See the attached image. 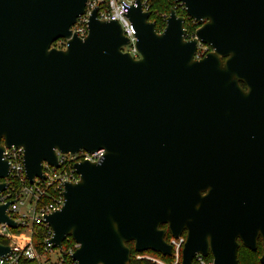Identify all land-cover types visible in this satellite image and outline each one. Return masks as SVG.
Segmentation results:
<instances>
[{"label":"water","instance_id":"water-1","mask_svg":"<svg viewBox=\"0 0 264 264\" xmlns=\"http://www.w3.org/2000/svg\"><path fill=\"white\" fill-rule=\"evenodd\" d=\"M89 1L0 0V194L7 148L24 149L31 184L44 163L61 168L58 152L104 150L75 164L78 181L46 217L49 243L77 244L76 264H133L132 243L173 257L163 226L186 234L181 264H239L240 247L260 241L264 264V0H180L201 24L193 39L175 10L159 33L138 0L139 58L98 9L85 38L72 31ZM11 205L0 203V224L17 228Z\"/></svg>","mask_w":264,"mask_h":264},{"label":"built area","instance_id":"built-area-1","mask_svg":"<svg viewBox=\"0 0 264 264\" xmlns=\"http://www.w3.org/2000/svg\"><path fill=\"white\" fill-rule=\"evenodd\" d=\"M136 1L138 0H90L86 13L77 20V23L72 27V31L78 34L79 37L85 38L89 31L90 16L93 10L98 9V17L101 21H118L121 24L125 36L129 39V45L124 47L123 51L131 53L135 58H139L136 47L137 32L128 18V13ZM141 1L144 10L150 11V0ZM173 2L175 5L172 10L178 13V9H180L186 13V8L180 0H173ZM161 16L164 18L166 27L170 13L162 14ZM185 18L186 20L190 19L187 13ZM62 41L65 43V49L67 40L62 39ZM198 57L200 56L198 55ZM104 154V150L95 153L82 151L77 155L58 152L61 168L57 169L44 163L45 178L43 180L36 178L35 182L31 184L25 171L24 149L17 147L6 149L5 158L11 166V172L6 180L8 188L0 194V203L7 204L12 202L8 214L17 223V228H11L8 224H0V241L11 249L10 253L4 256L0 255V264H70L69 260L76 264L72 260V255L78 247L77 244L75 243V248L72 249L64 248L63 243V247L60 249L49 243V240L53 237V232L46 223V217L61 209L64 205L63 192L65 184L78 181L79 176L76 172L75 164L84 160L98 162L103 159ZM36 226L45 228L44 238L39 244L40 249L35 243V237L37 236ZM57 253L58 257L56 260H52L50 256ZM136 258L138 260L147 259L154 263L160 261L148 256V254H138ZM208 258L197 255L193 264H214L213 257L212 259Z\"/></svg>","mask_w":264,"mask_h":264},{"label":"trees","instance_id":"trees-1","mask_svg":"<svg viewBox=\"0 0 264 264\" xmlns=\"http://www.w3.org/2000/svg\"><path fill=\"white\" fill-rule=\"evenodd\" d=\"M174 5L175 3L173 2V0H150L149 2L150 11L149 12H151L152 14L151 19L152 21L156 23V28L159 33H161L165 28L164 18H162L161 15L169 14L171 10L173 9ZM178 13L179 15H183L184 17L186 16V13L180 9H178ZM200 26L201 24H197L193 20L187 19L186 20L187 38L188 39L193 38L196 34V31L198 30ZM36 230H37V236L35 237V243L36 245H38L37 247L40 249L39 244L44 238L45 228L36 226ZM170 238H171V235L169 234V232H167L166 239L169 240ZM130 246L132 248V263L133 264H155L154 262L147 260V259L138 260L136 258L138 253L134 250L133 243L130 244ZM64 248H72V249L75 248V242L73 241L72 238H69L64 242ZM143 254L157 256L161 258L162 260H165L168 262L174 261V257H164L161 254L153 252V251L145 252ZM262 254H263V245L261 241L259 243V247L256 252H253L242 245L238 252L239 264H262L260 261ZM208 259H212V256H209ZM69 262L70 264H74L70 260Z\"/></svg>","mask_w":264,"mask_h":264},{"label":"rangeland","instance_id":"rangeland-1","mask_svg":"<svg viewBox=\"0 0 264 264\" xmlns=\"http://www.w3.org/2000/svg\"><path fill=\"white\" fill-rule=\"evenodd\" d=\"M52 47H55L57 49H64L65 43H64V41L60 40L56 44H54ZM207 53H209L208 47L205 45H201L199 47L198 55L200 57H204ZM167 241L174 246V255H173L174 261L168 262V261L162 260L161 258H159L157 256H153V255H149V254H148V256H152L153 258L160 260L158 263H155V264H181L182 250H183V245L185 243V237H182L179 240H175L171 237ZM50 257L52 258V260H56V258L58 257V253L54 254L53 256H50Z\"/></svg>","mask_w":264,"mask_h":264},{"label":"flooded vegetation","instance_id":"flooded-vegetation-1","mask_svg":"<svg viewBox=\"0 0 264 264\" xmlns=\"http://www.w3.org/2000/svg\"><path fill=\"white\" fill-rule=\"evenodd\" d=\"M205 46H207V45H205ZM208 47V50H209V52L211 51V48L209 47V46H207ZM162 228H164L165 230H166V237H167V232H168V230H167V226H163ZM183 237H185V240H186V234H184V236Z\"/></svg>","mask_w":264,"mask_h":264}]
</instances>
